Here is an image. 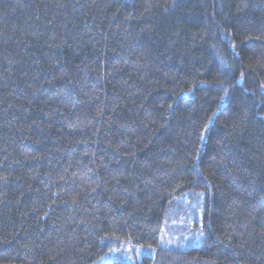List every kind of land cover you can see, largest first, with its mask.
Segmentation results:
<instances>
[{
    "label": "trees",
    "instance_id": "obj_1",
    "mask_svg": "<svg viewBox=\"0 0 264 264\" xmlns=\"http://www.w3.org/2000/svg\"><path fill=\"white\" fill-rule=\"evenodd\" d=\"M123 255L264 264V0H0V264Z\"/></svg>",
    "mask_w": 264,
    "mask_h": 264
},
{
    "label": "rangeland",
    "instance_id": "obj_2",
    "mask_svg": "<svg viewBox=\"0 0 264 264\" xmlns=\"http://www.w3.org/2000/svg\"><path fill=\"white\" fill-rule=\"evenodd\" d=\"M195 231H194V235H193V237L195 236V242L194 243H192V239L190 240L189 238L191 237V234H188V236H186L185 238H184V240L182 241V243H181V247H185V246H189V245H196L195 243H197L196 241H199L200 239H202V237H203V233L202 232H200V231H198V230H196V228L194 229ZM149 250L150 249H146V250H143L141 247L139 248V247H136L135 248V253L137 254V255H141V254H144V253H148L149 252ZM124 256V260L128 263V264H133L132 263V261H130L129 259H127L126 257H125V255H123Z\"/></svg>",
    "mask_w": 264,
    "mask_h": 264
}]
</instances>
